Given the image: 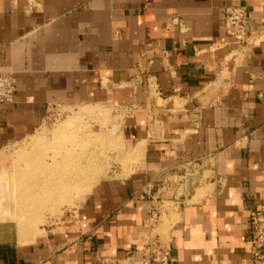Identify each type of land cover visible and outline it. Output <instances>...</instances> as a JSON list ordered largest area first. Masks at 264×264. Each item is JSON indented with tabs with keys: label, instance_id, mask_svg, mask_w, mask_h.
Here are the masks:
<instances>
[{
	"label": "crops",
	"instance_id": "0c3cea01",
	"mask_svg": "<svg viewBox=\"0 0 264 264\" xmlns=\"http://www.w3.org/2000/svg\"><path fill=\"white\" fill-rule=\"evenodd\" d=\"M229 6L249 10L246 50L226 34ZM0 72L17 89L0 106V155L51 107L110 106L124 113L120 148L140 161L31 241L0 225V264H153L154 237L169 264H250L249 211H264V0H0ZM4 165L0 178L15 170ZM164 200L179 205L167 239L151 224Z\"/></svg>",
	"mask_w": 264,
	"mask_h": 264
},
{
	"label": "rangeland",
	"instance_id": "374dc122",
	"mask_svg": "<svg viewBox=\"0 0 264 264\" xmlns=\"http://www.w3.org/2000/svg\"><path fill=\"white\" fill-rule=\"evenodd\" d=\"M85 108L93 109V112H86L84 111ZM123 118L124 113H120L119 110H115L114 107L110 106L55 107L35 135L10 146L5 154L0 155V162H5L6 171H12L14 165L15 167L17 165L21 167L17 173L13 171L10 175L12 177L11 183L17 184L19 180L22 181L26 174L34 173L37 170L38 174L40 165L52 164L55 160L61 158L59 154H56V148L58 147L59 150L61 147H65L66 140H59L55 134L64 131L65 124L74 119L75 126L78 125L81 133L84 132L87 135V139H78V144H86L83 148L89 150L95 156L97 165V170H95L94 176H91L89 182L87 181V186L82 190H78L72 197L68 195L62 200H59L57 196L42 197V199L36 200L39 203L35 202V204L31 200L27 202L26 207H20L18 201L16 206L13 204L10 194L0 195V201L4 205V210L0 212V225L9 227L1 236L6 239H18L22 242L31 241L37 235L55 229L58 223L62 222L79 206L81 199L91 193L96 183L98 184L104 179L125 177L133 172L140 161L138 159L129 161L126 155L127 152L120 148V138L116 137L118 134H122ZM78 132L74 129L66 133ZM75 143L77 144V142ZM183 174L184 172L173 173L169 175V178L175 185L181 184ZM17 188L16 186V192L21 190L20 187ZM183 194H185V191L181 187L178 197ZM156 208L160 211L158 210V218L155 220L153 229L164 239H167V220H174V223L178 220L177 210L179 205L176 204L175 200H164L162 203H156ZM18 214L24 216L23 223L25 222L26 225L31 224L33 230L24 235L21 234V225L16 217Z\"/></svg>",
	"mask_w": 264,
	"mask_h": 264
},
{
	"label": "bare ground",
	"instance_id": "6f19581e",
	"mask_svg": "<svg viewBox=\"0 0 264 264\" xmlns=\"http://www.w3.org/2000/svg\"><path fill=\"white\" fill-rule=\"evenodd\" d=\"M74 122L75 120L72 119L65 124L66 128L64 131L55 134L59 140H66L65 147H61L59 150L58 147L56 148V154L61 156L60 159L55 160L52 164L46 163L44 166L40 165L38 174V170L35 168V170H37L36 172L26 174L22 181L19 180L17 184L11 183L12 177L1 176L0 195L4 193L10 194L11 200L15 206L18 201L19 206L21 205L20 207H26L27 202L32 200L34 203H39V201L36 200H40L42 197L57 196L59 200H62L68 195L72 197L78 190H82L87 186V181L89 182V179L94 174L95 170H97L96 159L89 150L83 148L86 144H78V139H87V135H85L86 133L84 132L81 133V129L78 125L75 126ZM74 129L80 133H66ZM59 140L57 141L58 143ZM75 142H77V144ZM20 169L21 167L17 165L14 171L17 173ZM49 170L50 172L48 173ZM16 186L18 188L20 187L21 190L16 192ZM19 206L17 205V207ZM3 210L4 205L0 201V212ZM16 217L21 225L22 235L33 230L31 224L26 225L25 222L23 223V215L21 216L18 214Z\"/></svg>",
	"mask_w": 264,
	"mask_h": 264
},
{
	"label": "built area",
	"instance_id": "2783aa9c",
	"mask_svg": "<svg viewBox=\"0 0 264 264\" xmlns=\"http://www.w3.org/2000/svg\"><path fill=\"white\" fill-rule=\"evenodd\" d=\"M225 14L227 36L240 48L246 50L251 42L248 35V26L251 20L248 8L246 6H229L226 8ZM16 91L13 75L0 72V106L14 103ZM53 108L55 107H51L49 111L51 112ZM157 218L158 213H155L151 222L153 227ZM249 234L252 246L250 264H264V211L259 209L249 211ZM146 252L149 262L153 264H169L171 262L172 250L170 245L156 237L148 244ZM101 264H120V262L111 260L104 261Z\"/></svg>",
	"mask_w": 264,
	"mask_h": 264
}]
</instances>
